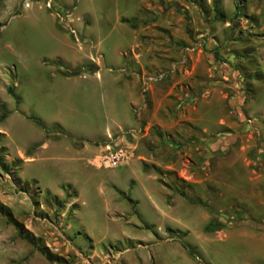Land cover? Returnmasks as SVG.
<instances>
[{"label":"rangeland","instance_id":"1","mask_svg":"<svg viewBox=\"0 0 264 264\" xmlns=\"http://www.w3.org/2000/svg\"><path fill=\"white\" fill-rule=\"evenodd\" d=\"M48 4L0 0V203L45 250L0 213V264H264V0Z\"/></svg>","mask_w":264,"mask_h":264},{"label":"trees","instance_id":"2","mask_svg":"<svg viewBox=\"0 0 264 264\" xmlns=\"http://www.w3.org/2000/svg\"><path fill=\"white\" fill-rule=\"evenodd\" d=\"M122 22L123 23H130L127 20H122ZM130 24L132 25L133 28L136 27V23H130ZM55 63L58 66H61V67L65 68V69L69 68L67 65L64 64V62L61 59H57L55 61ZM88 67H89L88 64H86V65H83L81 67H78L77 70L74 71L72 74H69V72H65V74L66 75H74V76H76V75H79L81 72H88V73L90 72L91 73L92 70H89ZM9 93L13 94V90L10 89ZM6 117H7V113L5 112V105L4 104H0V121L5 120ZM28 119L30 121H32L37 127L41 128L43 130H46L45 124L41 120H39V119H37L36 117H33V116L29 117ZM46 131H47V133H50V131H48V130H46ZM182 195H184V194H182ZM195 202L197 204L201 203L199 201H195ZM0 213L7 218L8 222L12 223L13 225H15L17 227L19 236L21 238H24L25 240L29 241L33 245V247L35 249H37L39 252L45 254V250L41 246H39V244H36V242L33 240L34 238L32 236L27 235V233H25L23 231V229L21 228L20 224H18L17 221L13 218V216L9 212V210L7 208H5L1 203H0ZM259 225H260V227L264 228L263 224H259ZM221 227L222 226L216 220H211L206 225L205 230L207 232H209V233H213V232L219 231L221 229ZM183 247L190 255L194 256V251L189 246L183 245Z\"/></svg>","mask_w":264,"mask_h":264},{"label":"built area","instance_id":"3","mask_svg":"<svg viewBox=\"0 0 264 264\" xmlns=\"http://www.w3.org/2000/svg\"><path fill=\"white\" fill-rule=\"evenodd\" d=\"M51 2L52 0H49V4H48L49 7L51 6ZM119 158H120L119 154L112 153L108 156L102 157L100 162H101V165L103 166H108V167L115 166L117 165Z\"/></svg>","mask_w":264,"mask_h":264},{"label":"crops","instance_id":"4","mask_svg":"<svg viewBox=\"0 0 264 264\" xmlns=\"http://www.w3.org/2000/svg\"><path fill=\"white\" fill-rule=\"evenodd\" d=\"M261 250H262V252H263V254H264V247H262ZM262 258L264 259V256H263Z\"/></svg>","mask_w":264,"mask_h":264}]
</instances>
